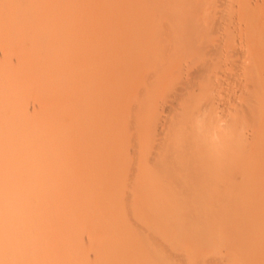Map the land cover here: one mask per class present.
Here are the masks:
<instances>
[{
	"label": "rangeland",
	"instance_id": "374dc122",
	"mask_svg": "<svg viewBox=\"0 0 264 264\" xmlns=\"http://www.w3.org/2000/svg\"><path fill=\"white\" fill-rule=\"evenodd\" d=\"M0 264H264V0H0Z\"/></svg>",
	"mask_w": 264,
	"mask_h": 264
},
{
	"label": "bare ground",
	"instance_id": "6f19581e",
	"mask_svg": "<svg viewBox=\"0 0 264 264\" xmlns=\"http://www.w3.org/2000/svg\"><path fill=\"white\" fill-rule=\"evenodd\" d=\"M159 4H160V3H159ZM191 10H192V9H191ZM170 13H171V12H170ZM154 16H155V15H154ZM216 19H217V18H216ZM165 20H166V19H165ZM158 25H159V24H158ZM177 26H178V25H177ZM170 27H171V26H170ZM174 27H175V26H174ZM112 28H113V27H112ZM174 29H175V28H174ZM176 29H177V28H176ZM192 30H193V29H192ZM192 32H193V31H192ZM193 34H194V33H193ZM193 34H192V35H193ZM189 36H190V35H189ZM189 36H187V37H189ZM167 37H168V36H167ZM169 38H170V37H169ZM185 38H186V37H185ZM170 39H171V38H170ZM174 39H175V40H178V41H179V40L181 41L180 38H174ZM174 39L171 40V41H172L171 44H175V45H176V42H177V41L175 42ZM186 39H187V38H186ZM196 39H197V38H196ZM162 40H163V39H162ZM158 41H159V40H158ZM180 41H179V42H180ZM184 41H185V40H184ZM184 41H183V42H184ZM186 41H188V42H190V41L193 42L192 39H191V40H190V39H189V40L187 39ZM186 41H185V43H187ZM159 42H161V41H159ZM169 42H170V40H169ZM194 42H196V41H194ZM194 42H193V43H194ZM199 42H200V41H199ZM166 43H167V42H166ZM185 43H184V44H185ZM160 44H161V43H160ZM188 44H189V43H188ZM195 44H197V42H196ZM195 44H193V45L196 46ZM202 44H203V43H202ZM167 45H168V44H167ZM180 45H181V44H180ZM189 45H190V44H189ZM214 45H215V44H214ZM187 46H188V45H187ZM194 46H193V48L195 49ZM207 46H208V44H207ZM216 46H217V45H216ZM157 47H158V45H157ZM173 47H176V46H172L171 49H173ZM197 48H198V47H197ZM212 48H213V47H212ZM214 48H215V46H214ZM216 48H217V47H216ZM169 49H170V48H169ZM179 49H180V48H179ZM175 50H176V48H175ZM175 50H174V51H175ZM209 50H210V48H209ZM211 51H213V50L211 49ZM165 52H168V51H165ZM176 52H177V51H176ZM187 52H188V51H187ZM145 53H146V52H145ZM183 54H184V53H183ZM164 55H167V54H164ZM168 55L172 56L171 53H170V50H169V54H168ZM173 55H174V54H173ZM209 55H210V53H209ZM211 57H212V56H211ZM206 61H207V60H206ZM201 62H202V61H201ZM207 62H208V61H207ZM201 64H202V63H201ZM201 64H200V65H201ZM206 64H207V63H206ZM200 65H199V66H200ZM204 65H205V64H204ZM201 67H202V66H201ZM201 67H199V68H201ZM202 69H203V68H202ZM204 69H205V67H204ZM199 70H201V69H199ZM205 70H206V69H205ZM202 71H203V70H202ZM198 72H199V71H198ZM198 72H197V73H198ZM202 73H203V72H202ZM149 78H150V77H149ZM150 86H151V85H150ZM157 86H158V85H157ZM8 130H9V129H8ZM22 153H23V152H22ZM6 165H7V164H6ZM219 168H220V167H219ZM221 168H223V166H222ZM29 171H30V170H29ZM10 179H11V177H10ZM23 188H24V187H23ZM20 194H21V193H20Z\"/></svg>",
	"mask_w": 264,
	"mask_h": 264
}]
</instances>
